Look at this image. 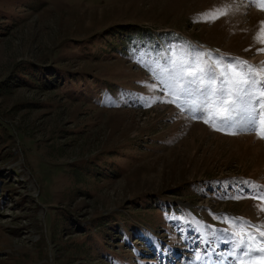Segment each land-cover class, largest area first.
<instances>
[{"label":"rangeland","instance_id":"rangeland-1","mask_svg":"<svg viewBox=\"0 0 264 264\" xmlns=\"http://www.w3.org/2000/svg\"><path fill=\"white\" fill-rule=\"evenodd\" d=\"M261 21L246 0H0V264H192L198 221L264 220L229 198L264 186V140L159 102L149 71L182 45L258 65Z\"/></svg>","mask_w":264,"mask_h":264},{"label":"snow or ice","instance_id":"snow-or-ice-1","mask_svg":"<svg viewBox=\"0 0 264 264\" xmlns=\"http://www.w3.org/2000/svg\"><path fill=\"white\" fill-rule=\"evenodd\" d=\"M246 3L264 11V0H246ZM228 11L227 6H214L197 14L194 22L214 23ZM253 44L261 45L257 54L264 53V21L257 26ZM149 71L157 82L151 90L162 89L170 97L159 102L172 103L180 114H190L191 119L222 134H254L264 140V61L254 65L239 57L225 58L202 47L182 45L170 47ZM156 102L153 98L144 106L151 107ZM243 183L248 186L250 195L229 198H252L257 201L258 215L264 214V186L252 181ZM223 219L228 227L221 230L197 222L200 242L206 247L203 251L194 250L192 264H224L223 259L212 261L214 254L225 255L216 252L221 243L230 245L226 256L231 258L232 264H264V220L254 224L242 217ZM183 222L192 223L187 218Z\"/></svg>","mask_w":264,"mask_h":264},{"label":"bare ground","instance_id":"bare-ground-1","mask_svg":"<svg viewBox=\"0 0 264 264\" xmlns=\"http://www.w3.org/2000/svg\"><path fill=\"white\" fill-rule=\"evenodd\" d=\"M251 148L253 149L252 151L254 153L260 152V155L258 153H256V154H258L260 156V158H262V159L264 158V151H261V149H262L261 144L258 143L256 146H253Z\"/></svg>","mask_w":264,"mask_h":264}]
</instances>
